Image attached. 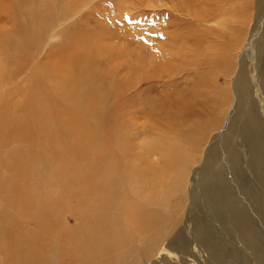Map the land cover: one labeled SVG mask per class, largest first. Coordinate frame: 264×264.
<instances>
[{
  "label": "rangeland",
  "instance_id": "obj_1",
  "mask_svg": "<svg viewBox=\"0 0 264 264\" xmlns=\"http://www.w3.org/2000/svg\"><path fill=\"white\" fill-rule=\"evenodd\" d=\"M63 4L64 16L60 13ZM50 5L55 9H49ZM28 10L38 12L46 22L44 36L27 52L24 72L16 75L15 86L6 84L15 69L5 65L0 113L4 103L24 98L14 91L26 85L36 67H42L46 77L52 74L49 60H59L56 75L63 85H71L72 68L88 56L94 57L109 83L114 78L121 82L143 78L132 93L148 97L140 99L147 106L154 102L155 111L145 106L128 116L139 124L138 130L154 126V134L158 133L147 131L143 140L132 139L135 154L128 162L147 172L141 194L157 193L171 201L172 209L168 219L146 232L134 226L129 246L118 252L114 264H181L176 259L162 261V253L172 244V251L187 257V262L179 258L185 261L182 264H214V258L219 259L217 264H256L257 249L264 255V0H0V40H16H10L6 31L10 38L16 35L24 41L30 37L32 43L33 18ZM105 29L114 34L103 39ZM95 35L103 42L91 45ZM1 53L0 49V60ZM15 54L13 50L11 56ZM244 57L249 87L241 94L243 105L236 109L235 81ZM158 74L164 78H152ZM161 106L165 111H159ZM250 113L260 129L253 128ZM7 115L14 123L24 113L13 108ZM68 129L67 140L76 136L90 142L85 129ZM111 131L108 124L105 134ZM156 136L161 138L155 147L151 145L154 151L144 153L139 141ZM14 138L0 144L4 160L29 148ZM212 145L217 146L216 152L206 161ZM88 163V159L81 161ZM6 173L0 163V176ZM140 174L130 173L133 178ZM37 188L44 196L43 189ZM3 212L0 199V215ZM6 212L21 215L14 207ZM236 222L252 232L255 247L244 240L245 234L235 231ZM21 225L24 229L10 226L16 237L22 231L34 232V221L25 219ZM205 235L217 246V256L200 243ZM2 248L6 250L0 236V264L5 260Z\"/></svg>",
  "mask_w": 264,
  "mask_h": 264
},
{
  "label": "bare ground",
  "instance_id": "obj_2",
  "mask_svg": "<svg viewBox=\"0 0 264 264\" xmlns=\"http://www.w3.org/2000/svg\"><path fill=\"white\" fill-rule=\"evenodd\" d=\"M64 7L65 4L60 10L62 16L67 13ZM49 9L54 10L55 7L50 5ZM12 11L16 13L14 8ZM28 13L33 18L32 43L30 37L24 41L18 39L14 29L11 34L15 37L10 38L8 32L5 33L10 40L15 38V41L5 43L0 40V90L4 87L2 78L5 65L15 69L9 73L6 82L15 86L16 75L24 72L27 52L44 36L46 22L39 17L38 12L33 13L30 10ZM52 22L53 20L49 25ZM107 34L114 33L105 29L101 37ZM17 35L21 36V33ZM67 35L66 41L69 45L70 35ZM96 42L103 41L95 35L91 45ZM13 50L16 54L11 56ZM88 58L90 59L84 63L79 62L76 69L72 68L71 85H63L56 75L59 71V60H49L52 74L46 77L41 74L42 67H36L25 87H18L14 91L15 96L22 94L24 98L16 103H4L2 106L0 144L10 137H15L16 143L29 145L28 149L12 154L7 160L2 158L0 149V163L7 172V176H0V199L4 211L0 215V236L6 249L2 248L4 264H114L118 252L129 246L131 235L136 228L134 226H140V231L146 232L157 223L168 219L170 215L172 207L169 199L157 193L146 196L141 194L140 188L145 178L143 173L147 172L144 169L132 168L128 162L135 154L132 139L141 140L143 133L156 132L154 126L150 127L152 131H149L147 126L142 132L138 130L139 124H133L128 119L132 112L144 110L147 106V102H140L143 98L141 93L134 95L143 78L134 77L133 80L131 77L132 80L128 78L126 82L114 78L109 83L108 77L104 80V71L98 67L94 57ZM245 58L241 61L235 81L236 109L243 105L241 94L249 87L246 82ZM110 61L111 59H108L106 64L110 65ZM160 74L153 75L152 78H164ZM149 76L146 75L149 80L152 79ZM134 90L137 91L132 93ZM165 97L167 102V96ZM147 99L148 97L142 100ZM152 102L150 101L147 107L155 111ZM137 105L138 109L135 108ZM164 106L159 107L160 112L165 111ZM13 108L24 113L14 123L7 115ZM249 115L254 119L253 114ZM148 116L152 117L151 112H148ZM137 117L139 116L135 115L136 119ZM256 120L254 119L255 125L252 124L253 128L260 126ZM108 124L112 125V131L105 134ZM215 124L220 127L221 123ZM156 126L159 129L158 125ZM79 127L91 136L90 142L76 139V136L71 141L67 140L70 133L68 128ZM157 136L152 141H139L144 153L154 151L152 146L155 147L161 138ZM216 149V145L209 148L206 161ZM84 159H88L89 163L82 165L81 161ZM130 173L141 174L133 178ZM37 186L43 189L44 196ZM12 207L18 209L22 216L9 215L6 211ZM25 219L34 221V232L24 234L22 231V234L16 237L10 226L24 229L21 224ZM240 224H234L235 231L243 236L245 234L244 240L251 247H255L257 242L251 236L252 232L245 231L246 228ZM200 243L210 250V255L217 256V246L211 237L205 235ZM172 247L173 244L162 253V261L173 262L172 260L176 259V263L187 262V257L183 254L178 256L176 251H172ZM111 254L114 256L105 260L104 257ZM180 257L185 261H180ZM253 260L256 264H264V255L260 256L257 249ZM213 262L217 264L219 259L214 258Z\"/></svg>",
  "mask_w": 264,
  "mask_h": 264
}]
</instances>
